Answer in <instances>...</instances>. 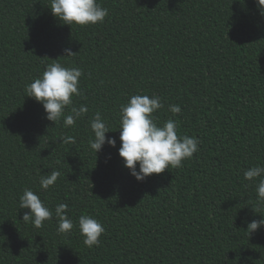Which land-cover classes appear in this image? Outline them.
<instances>
[{
  "label": "trees",
  "instance_id": "obj_1",
  "mask_svg": "<svg viewBox=\"0 0 264 264\" xmlns=\"http://www.w3.org/2000/svg\"><path fill=\"white\" fill-rule=\"evenodd\" d=\"M98 2L108 9L103 23L70 26L51 0H0V264H264V227L249 233L246 223L264 219L259 178H244L264 166V16L255 0ZM66 48L77 54L63 57ZM54 62L83 73L73 100L88 112L74 127L48 121L25 93ZM135 94L159 96L158 125L176 120L178 135L200 141L182 167L143 181L118 154L120 106ZM97 111L116 147L105 143L96 156ZM53 170L60 176L44 191L40 175ZM26 188L53 211L39 229L23 221ZM60 203L74 224L83 214L102 223L98 246L86 247L78 227L57 233Z\"/></svg>",
  "mask_w": 264,
  "mask_h": 264
},
{
  "label": "clouds",
  "instance_id": "obj_2",
  "mask_svg": "<svg viewBox=\"0 0 264 264\" xmlns=\"http://www.w3.org/2000/svg\"><path fill=\"white\" fill-rule=\"evenodd\" d=\"M258 10L264 16V0H255ZM50 10L54 17L67 25L88 26L103 23L108 16V9L102 7L98 0H51ZM71 49H64L63 57H72ZM53 61H56L53 60ZM82 70L78 67H66L60 62H54L38 78L25 87L26 96L34 98L42 104L45 118L59 123L63 121L65 128L74 127L88 112L85 105L74 106L73 97H80V78ZM164 107L159 96L135 94L130 96L127 104L120 106V147L118 154L137 181H143L153 174L163 173L166 169L182 167L199 151L200 141L196 137L178 135V121L169 119L161 125L153 115ZM66 109L70 113L66 114ZM171 113L181 112L179 105H169ZM90 129L94 138L89 141V147L95 155L99 153L105 143L116 147V139L106 137L110 132L106 120L97 111L90 119ZM63 143H74L73 137L62 138ZM138 165V169H137ZM59 171L41 174L39 184L41 189L48 191L54 186ZM244 178L255 181L257 199L264 203V166H252L244 172ZM19 208L28 209L23 215V221L31 223L39 229L46 221L53 218V211L31 189H24L19 198ZM68 205L60 203L55 207V217L58 219L57 233L63 236L71 234L74 227H78L83 237V244L92 248L100 244V237L105 232L102 223L90 215L83 214L78 218V224L67 215ZM247 223V231L252 233L264 227V219L252 220Z\"/></svg>",
  "mask_w": 264,
  "mask_h": 264
}]
</instances>
